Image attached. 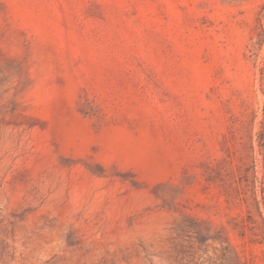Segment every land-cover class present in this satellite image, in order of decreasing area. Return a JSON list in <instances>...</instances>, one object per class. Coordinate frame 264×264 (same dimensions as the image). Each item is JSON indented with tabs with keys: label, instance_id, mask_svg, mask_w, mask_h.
Returning <instances> with one entry per match:
<instances>
[{
	"label": "rangeland",
	"instance_id": "1",
	"mask_svg": "<svg viewBox=\"0 0 264 264\" xmlns=\"http://www.w3.org/2000/svg\"><path fill=\"white\" fill-rule=\"evenodd\" d=\"M0 264H264V0H0Z\"/></svg>",
	"mask_w": 264,
	"mask_h": 264
},
{
	"label": "bare ground",
	"instance_id": "2",
	"mask_svg": "<svg viewBox=\"0 0 264 264\" xmlns=\"http://www.w3.org/2000/svg\"><path fill=\"white\" fill-rule=\"evenodd\" d=\"M7 259H8V257H7ZM7 261V260H6Z\"/></svg>",
	"mask_w": 264,
	"mask_h": 264
}]
</instances>
